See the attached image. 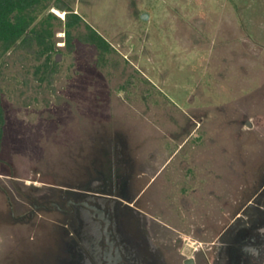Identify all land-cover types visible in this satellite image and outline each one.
<instances>
[{"label": "rangeland", "instance_id": "374dc122", "mask_svg": "<svg viewBox=\"0 0 264 264\" xmlns=\"http://www.w3.org/2000/svg\"><path fill=\"white\" fill-rule=\"evenodd\" d=\"M69 11L106 52L84 24L65 33ZM47 13L50 52L33 39L0 57V264L59 250L55 213L12 212L85 181L108 139L133 159L137 193L159 169L144 189L150 213L170 219L163 197L177 193L165 179L200 169L212 209L224 192L229 221L264 170V0H52Z\"/></svg>", "mask_w": 264, "mask_h": 264}, {"label": "flooded vegetation", "instance_id": "af4514ba", "mask_svg": "<svg viewBox=\"0 0 264 264\" xmlns=\"http://www.w3.org/2000/svg\"><path fill=\"white\" fill-rule=\"evenodd\" d=\"M103 146L85 181L38 196L20 216L12 212L29 222L42 217L38 211L56 214L59 250L43 253L36 264H264V170L251 197L235 201L229 221L224 192L216 210L211 208L209 171L176 170L164 181L177 193L175 202L163 197L169 219L162 210L146 209L144 189L159 169L137 193L134 161L125 147L111 139ZM146 173L141 169L137 177Z\"/></svg>", "mask_w": 264, "mask_h": 264}, {"label": "trees", "instance_id": "16d2710c", "mask_svg": "<svg viewBox=\"0 0 264 264\" xmlns=\"http://www.w3.org/2000/svg\"><path fill=\"white\" fill-rule=\"evenodd\" d=\"M52 0H0V57L10 48L28 43L35 39L42 48L38 51L43 54L51 51L50 36L52 28L49 17L52 13L45 14ZM84 24L88 29L86 40L95 45L100 53L109 49V43L92 26L84 21L77 13H66L64 25L68 36L72 28ZM50 41V42H49ZM50 54L46 53V61L42 64L48 67ZM102 58V57H101ZM2 105L0 100V123L2 122Z\"/></svg>", "mask_w": 264, "mask_h": 264}, {"label": "water", "instance_id": "95a60500", "mask_svg": "<svg viewBox=\"0 0 264 264\" xmlns=\"http://www.w3.org/2000/svg\"><path fill=\"white\" fill-rule=\"evenodd\" d=\"M141 17H143V18H144V17H145V14H142V15H141ZM246 124H247L248 126H250V125H251L250 121H246Z\"/></svg>", "mask_w": 264, "mask_h": 264}, {"label": "bare ground", "instance_id": "6f19581e", "mask_svg": "<svg viewBox=\"0 0 264 264\" xmlns=\"http://www.w3.org/2000/svg\"><path fill=\"white\" fill-rule=\"evenodd\" d=\"M57 12H58V10H57ZM59 13H60V14H62V12H61V11H59Z\"/></svg>", "mask_w": 264, "mask_h": 264}]
</instances>
